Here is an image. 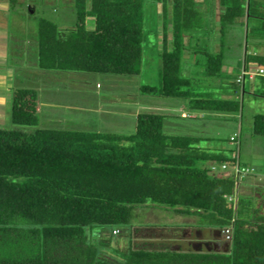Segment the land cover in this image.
Returning <instances> with one entry per match:
<instances>
[{
    "label": "trees",
    "instance_id": "16d2710c",
    "mask_svg": "<svg viewBox=\"0 0 264 264\" xmlns=\"http://www.w3.org/2000/svg\"><path fill=\"white\" fill-rule=\"evenodd\" d=\"M71 1L75 20L67 26L40 18L31 38L33 67L50 75L139 76L149 41V0ZM155 1L165 17L162 80L141 86L142 93L185 100L173 117L205 125L244 112L248 78L253 85L260 78L264 96V75L246 73L239 81L245 71L264 68V0H218L221 48L201 53L209 77L225 82L227 37L237 26L245 28L242 73L228 83L236 85L235 94L224 97L195 92V81L184 74L185 63H192L188 53L200 54L195 43L206 19L198 4L211 0ZM18 2L9 0L14 7ZM41 104L37 88L14 87L12 122L36 128L0 126V264H264V183L249 185L261 175L241 162V131L230 138L234 147L213 150L194 128L169 131V115L158 112H140L129 134L44 128ZM254 133L264 137V114L255 116ZM237 166L252 171L237 173ZM149 203L196 216L197 239L206 238L209 248H194L190 240L176 244L178 236L172 243L136 244L144 228L134 226V211ZM123 228L129 242L124 248Z\"/></svg>",
    "mask_w": 264,
    "mask_h": 264
},
{
    "label": "rangeland",
    "instance_id": "374dc122",
    "mask_svg": "<svg viewBox=\"0 0 264 264\" xmlns=\"http://www.w3.org/2000/svg\"><path fill=\"white\" fill-rule=\"evenodd\" d=\"M71 2V0H19L14 7L9 0H0V13L8 9L6 15L0 16V126L27 130L36 128L18 126L12 122L13 88L16 86L35 87L39 90L42 103L39 126L44 128L84 129L129 134L136 130L137 116L140 112L164 113L169 115L167 122L169 131L185 133L194 128L195 133L200 134L201 132L203 136L208 137L202 145L213 150L222 146L234 147L230 138L241 131V162L243 165L254 168L261 175L259 176L261 179L252 176L249 185H255L257 182L264 183V137L254 133L255 116L264 114V96L260 94L263 86L260 78L254 81V85L250 78L247 80L243 113L229 116V118L218 117L207 121V125L202 121H184L173 117L185 109V100L157 97L141 92V86L160 85L162 80V56L159 50L161 52L163 50V33L160 32L164 29L165 17L161 11L163 4L155 0H149L146 8V31L149 41L146 44L143 70L139 76L88 72L60 73L59 75L51 73L50 75L45 71L41 72L31 63L33 50L30 51V48L34 43L31 38L34 37L41 17L56 18L62 26L73 22L75 13ZM198 7L204 12L206 19L204 30L199 35L200 40L197 39L195 43L200 54L188 53L189 59L186 61L192 63H185L184 74L195 81V92L210 93L216 97H224L227 93L235 94L236 85L228 88V83L232 80L236 83V77L242 73L244 51L241 49L240 42L241 37L245 35V28L241 25L237 26L227 37L231 43L227 51L225 67L229 76L225 78V82L209 77L205 65L207 57L206 54L201 53L206 49H211L213 52L220 51L221 6L218 0H211L199 3ZM253 41L259 42L260 40ZM196 59H201L202 62L195 65ZM66 75L69 77L65 80ZM99 84L101 87H98ZM227 154L231 155L232 152L227 151ZM233 172V169L229 171L230 174ZM134 215V226L144 228L135 235L136 244L160 243L165 239L164 242L172 243L173 237L178 236L179 238L174 241L176 244L180 242L186 245V242L191 241L194 248L208 249L210 246L204 241L206 238L197 239L201 238L199 235L201 229L197 223H194L197 222L196 216H184L152 203L136 208ZM146 229L156 231L151 233ZM175 229H184V234L181 232L175 234ZM122 231L120 239L123 241L121 247L124 248L129 242L125 241L127 230L123 228ZM202 232L207 233L203 230ZM162 234L166 238H163ZM180 235L187 238L182 240L183 237L180 238Z\"/></svg>",
    "mask_w": 264,
    "mask_h": 264
},
{
    "label": "built area",
    "instance_id": "2783aa9c",
    "mask_svg": "<svg viewBox=\"0 0 264 264\" xmlns=\"http://www.w3.org/2000/svg\"><path fill=\"white\" fill-rule=\"evenodd\" d=\"M248 73L252 76V78H254L256 75H264V68L263 67H257L256 69H251L249 71H245L243 76L239 79V81H242L245 79V74ZM224 168H226V166H224ZM236 172L237 173H242V174H248L251 172V170L249 168L246 167H236ZM226 233L228 234V238H230V230H226Z\"/></svg>",
    "mask_w": 264,
    "mask_h": 264
},
{
    "label": "crops",
    "instance_id": "0c3cea01",
    "mask_svg": "<svg viewBox=\"0 0 264 264\" xmlns=\"http://www.w3.org/2000/svg\"><path fill=\"white\" fill-rule=\"evenodd\" d=\"M8 6H9V5H8ZM8 8H9V7H8ZM5 9H6V8H5ZM7 10H8V9H6V11H4V13H3V12H1V13H0V16H1V15H2V16H3V15H6V13H7Z\"/></svg>",
    "mask_w": 264,
    "mask_h": 264
}]
</instances>
